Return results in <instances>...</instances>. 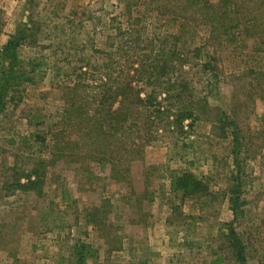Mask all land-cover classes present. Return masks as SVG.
<instances>
[{"label": "rangeland", "instance_id": "374dc122", "mask_svg": "<svg viewBox=\"0 0 264 264\" xmlns=\"http://www.w3.org/2000/svg\"><path fill=\"white\" fill-rule=\"evenodd\" d=\"M123 4L0 0V76L7 66L1 47L24 24L28 38L16 47L15 70L27 73V65L37 62L28 75L33 82L13 80L0 101V264H76L81 250L84 264H235L230 229L244 246L245 263L264 264V52L254 38L200 51L203 58L213 51L218 77L216 87L212 77L195 84V95H207L204 115L184 132L162 133L132 164L129 183L111 180L108 167L91 162L57 163L46 172L40 194L10 187L23 181L32 163L34 128L27 118L56 112L62 85L74 76L75 46L103 49L108 18ZM200 30L195 32L207 44L216 43ZM187 40L190 47L198 41L191 35ZM217 108L232 123L223 131ZM182 172L206 178L207 194L181 198L171 191V175ZM235 190L236 219L229 202Z\"/></svg>", "mask_w": 264, "mask_h": 264}, {"label": "trees", "instance_id": "16d2710c", "mask_svg": "<svg viewBox=\"0 0 264 264\" xmlns=\"http://www.w3.org/2000/svg\"><path fill=\"white\" fill-rule=\"evenodd\" d=\"M108 22L110 34L103 49L86 43L75 46L76 63L69 64L74 76L62 85L56 112H35L27 118L34 128L28 142L32 163L22 182L10 184L13 190L40 194L46 172L57 163L91 162L108 167L111 180L129 183L132 164L143 159L145 149L162 133L184 132L204 115L207 95H195V84L200 77H212L216 87L218 77L213 51L203 58L201 50L220 46L221 41L254 38L264 52V0H124L123 9ZM199 28L216 43L207 44L203 34H196ZM28 31L24 24L1 47L7 66L1 71L0 101L13 80L33 82L28 75L37 62L27 65V73L15 70L16 47L27 40ZM190 35L198 39L192 47ZM216 114L222 131L232 125L219 108ZM238 153L233 156L235 166ZM234 179L240 185L239 176ZM169 188L181 198L200 197L207 194L208 181L182 172L171 175ZM237 193L229 197L235 219ZM227 234L230 261L246 264L244 246L234 230ZM83 253H76V264H84Z\"/></svg>", "mask_w": 264, "mask_h": 264}]
</instances>
